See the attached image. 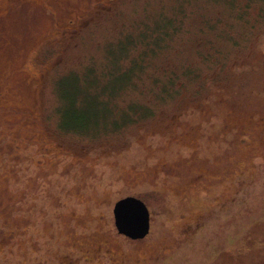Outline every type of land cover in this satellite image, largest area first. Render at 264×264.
<instances>
[{
	"label": "rangeland",
	"instance_id": "374dc122",
	"mask_svg": "<svg viewBox=\"0 0 264 264\" xmlns=\"http://www.w3.org/2000/svg\"><path fill=\"white\" fill-rule=\"evenodd\" d=\"M231 12L224 0H0V264H264V22L195 97L84 136L61 129L78 100L102 112L106 94L74 82L125 29L177 13L193 33L210 17L230 26ZM192 33L156 62L193 61ZM142 99L117 94L111 120ZM127 195L150 214L139 241L114 227Z\"/></svg>",
	"mask_w": 264,
	"mask_h": 264
},
{
	"label": "trees",
	"instance_id": "16d2710c",
	"mask_svg": "<svg viewBox=\"0 0 264 264\" xmlns=\"http://www.w3.org/2000/svg\"><path fill=\"white\" fill-rule=\"evenodd\" d=\"M224 2L235 16L236 22L232 20L230 26L221 25L218 22L219 18L210 17L204 27L199 26L196 20L198 27L191 29H195V32H183L186 28L185 22L179 15L184 16L176 13L173 17H165L161 14L150 22L143 18V21H139L137 32L132 28L125 29L121 36L113 39L107 46V56L100 69L96 70L89 66L83 70L82 75L76 76L74 82V86H80L82 91L90 90L93 95L95 92L106 94L103 99L99 98L95 101L102 112L94 115L85 114L84 101L78 100L79 108H82L80 111L72 107L64 111L63 115H69L74 121H71V124L61 125L63 134L73 133L75 136H84L87 133L104 131L103 128L109 124L111 127H120L128 121L132 123L136 122L133 120H144L154 112L153 109L158 104L182 95L195 97L202 92L207 83L223 80L225 78L223 71L227 63L230 59L236 62L237 55L246 46L249 37L258 35L256 26L264 22V0H241V2L224 0ZM254 3L259 4V10L256 16L252 17L248 8ZM234 23L238 26L235 27ZM233 28L237 31L234 32ZM190 33L193 34L190 41L195 47L189 51L194 57L193 61L187 58L189 62L185 59L182 63L169 66L156 62L158 56L168 51L175 53L172 47L175 42L180 41L177 39ZM218 43L221 48H216ZM226 44L230 45L229 50L224 48ZM138 47L140 51L137 50ZM132 52L136 55H132ZM115 67L117 73L113 72ZM109 79L116 80L117 84L107 90L106 82ZM120 93L138 94L143 96V99L140 103L134 102L122 109L119 117L123 123L115 124L117 121L111 120L110 106L107 103ZM147 97H150V100L146 104ZM91 123L94 127L88 130Z\"/></svg>",
	"mask_w": 264,
	"mask_h": 264
},
{
	"label": "water",
	"instance_id": "95a60500",
	"mask_svg": "<svg viewBox=\"0 0 264 264\" xmlns=\"http://www.w3.org/2000/svg\"><path fill=\"white\" fill-rule=\"evenodd\" d=\"M112 215L118 234L131 240H140L148 235L150 215L140 199L129 196L118 200L113 206Z\"/></svg>",
	"mask_w": 264,
	"mask_h": 264
},
{
	"label": "flooded vegetation",
	"instance_id": "af4514ba",
	"mask_svg": "<svg viewBox=\"0 0 264 264\" xmlns=\"http://www.w3.org/2000/svg\"><path fill=\"white\" fill-rule=\"evenodd\" d=\"M129 196H131V197H135V196H133V195H127V196H125V197H129ZM125 197H122V198H125ZM135 198H137V197H135ZM139 199V198H138ZM135 241H139V240H135Z\"/></svg>",
	"mask_w": 264,
	"mask_h": 264
}]
</instances>
